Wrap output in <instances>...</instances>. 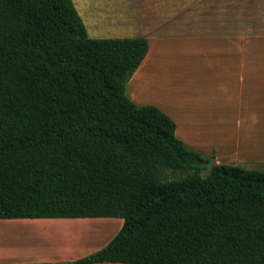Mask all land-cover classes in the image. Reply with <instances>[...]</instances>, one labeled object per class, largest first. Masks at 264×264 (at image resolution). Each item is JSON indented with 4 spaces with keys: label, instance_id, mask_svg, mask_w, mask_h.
<instances>
[{
    "label": "trees",
    "instance_id": "16d2710c",
    "mask_svg": "<svg viewBox=\"0 0 264 264\" xmlns=\"http://www.w3.org/2000/svg\"><path fill=\"white\" fill-rule=\"evenodd\" d=\"M148 50L90 38L72 0H0V220H123L67 264H264V171L211 164L130 100Z\"/></svg>",
    "mask_w": 264,
    "mask_h": 264
},
{
    "label": "crops",
    "instance_id": "0c3cea01",
    "mask_svg": "<svg viewBox=\"0 0 264 264\" xmlns=\"http://www.w3.org/2000/svg\"><path fill=\"white\" fill-rule=\"evenodd\" d=\"M260 18L257 30L247 20L236 27L234 18H229L227 27L219 22L211 40H192L178 46L186 44L198 55L202 53L203 60H200L207 61L202 65L211 69L212 147L216 164L241 163L248 169L264 171V12ZM158 47L157 55L149 63V74L157 63H168L173 59L172 54L167 53L169 46L166 43L161 41ZM151 50L149 43L146 57L150 56ZM205 51L210 54L208 57L204 56ZM145 59L129 80L132 91L129 98L137 105L148 103L139 100L133 89L135 78L145 74L142 71ZM181 85L188 86L186 81ZM188 101L190 103L187 100L181 103L180 118L185 112L191 113L192 119L201 121L203 112L200 106H192L199 100L192 96ZM157 106L172 117L175 112L170 108L179 110L173 103H158ZM188 125L183 120L182 136L191 135ZM182 140L186 146L190 143L186 138ZM108 219L111 218L0 220V264H67L84 258L109 243L107 240L100 242L99 236L91 233L94 225L89 222H112ZM77 230L83 234L75 235Z\"/></svg>",
    "mask_w": 264,
    "mask_h": 264
},
{
    "label": "rangeland",
    "instance_id": "374dc122",
    "mask_svg": "<svg viewBox=\"0 0 264 264\" xmlns=\"http://www.w3.org/2000/svg\"><path fill=\"white\" fill-rule=\"evenodd\" d=\"M72 2L86 27L88 36L92 39L140 36L147 38L152 50L142 67L145 74L136 77L133 82L136 96L139 100L148 102L144 105L158 107V103L176 104L179 110L176 107L175 110L170 108L175 112V117L165 112L176 123V136L180 140L182 138L189 140L191 145L187 146L190 149L209 160L211 164H216L212 147L211 69L202 65L207 63L200 60L202 53L198 55L196 50H191L186 44L178 45L192 40H211L219 22L223 23V27H227L229 18H234L236 27L242 26L247 20L254 26V30H257L264 12V0H72ZM161 41L169 46L166 50L168 54H172L173 59L170 58L171 61L168 63H157L149 74V63L157 55ZM203 54L205 57L210 55L208 51ZM185 81L188 86L181 85V82ZM131 92L129 81L126 95L131 96ZM192 96L199 100L192 106H200L199 109L203 112L201 121L199 118L192 119L191 113L185 112L182 115L184 117L180 118V110L183 107L181 103L186 100L190 103L188 100H192ZM183 120L187 121L191 132V135L186 137L181 135ZM237 166L248 169L241 163ZM108 220L112 222H89L90 225H94L91 233L95 237L99 236L102 243L105 240L110 242L123 225L122 219ZM88 233L84 234L89 235ZM74 234L83 233L77 230ZM77 244L79 245V242Z\"/></svg>",
    "mask_w": 264,
    "mask_h": 264
},
{
    "label": "bare ground",
    "instance_id": "6f19581e",
    "mask_svg": "<svg viewBox=\"0 0 264 264\" xmlns=\"http://www.w3.org/2000/svg\"><path fill=\"white\" fill-rule=\"evenodd\" d=\"M151 90V89H150ZM145 91V90H144ZM147 91V90H146ZM149 92V91H148Z\"/></svg>",
    "mask_w": 264,
    "mask_h": 264
}]
</instances>
